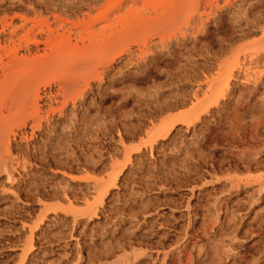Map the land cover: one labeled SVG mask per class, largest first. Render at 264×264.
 I'll use <instances>...</instances> for the list:
<instances>
[{
	"label": "rangeland",
	"instance_id": "rangeland-1",
	"mask_svg": "<svg viewBox=\"0 0 264 264\" xmlns=\"http://www.w3.org/2000/svg\"><path fill=\"white\" fill-rule=\"evenodd\" d=\"M86 1L0 0V264H264V0H94L90 15L121 16V58L78 37L89 14L71 6ZM33 25L90 58L43 73L38 105L22 63L45 54L24 40ZM207 89L220 105L152 141V117ZM130 91L144 103H123Z\"/></svg>",
	"mask_w": 264,
	"mask_h": 264
},
{
	"label": "bare ground",
	"instance_id": "bare-ground-1",
	"mask_svg": "<svg viewBox=\"0 0 264 264\" xmlns=\"http://www.w3.org/2000/svg\"><path fill=\"white\" fill-rule=\"evenodd\" d=\"M137 0H122L123 3L121 5H124V3H136ZM181 0H176L174 2H180ZM94 0H89L84 3H74L72 4L71 8L73 9L72 13L74 14H82V15H87L89 14ZM179 6V5H177ZM121 7V6H120ZM87 10V11H86ZM176 11L175 13H178ZM114 15V17H113ZM121 18L120 15L117 13H109L107 16H103L102 10L98 12L96 15H90L88 16L87 19H83L77 23V33L78 37L85 41V39L88 41V46L91 49L95 48H103L104 46L109 47L111 52L115 51L116 48L120 46H124L123 50L120 51L118 54L117 58H121L124 56L127 51L130 50V44L126 43L127 40L129 39L128 35L123 36L121 40H118L117 42L115 41V38H117L119 35L117 31L115 30V24L119 22V19ZM106 25H105V24ZM98 25H101L98 30H95V27ZM107 26H110L112 28V34L110 37L106 39H101L99 37H102L105 34ZM36 26H31L26 30V34L24 35V40H30L28 43V49L31 48V45L36 46L39 50L41 47L40 44L45 45V54L40 56L39 60H36L34 58L27 59L24 58L25 60L24 63L25 66L23 67L24 69L28 70L30 73V77L28 81L26 82V93H30L31 98L34 99L36 104L38 105V101L41 98L40 91L41 89H36V84L42 79L43 73L48 72L50 68H55V67H65V66H71L73 68H79L82 66L88 65L89 61V54L85 53V55L80 56L77 59H72L71 57L75 56L73 51L70 48H65V43L63 38L55 39L53 38L50 33H48V36H46L43 40H40L37 38V35L35 34L31 38V34L34 33V29ZM26 29L25 24H23V30ZM88 34V35H87ZM18 33L14 32L11 35V39L15 36H17ZM87 35V37H86ZM123 43H126L123 45ZM31 44V45H29ZM50 47L51 50L48 52V48ZM173 55H176V50L172 52ZM21 61V59L14 58L11 63L9 64V69L8 71L5 72V74H9L13 71H16L18 69L17 63ZM113 61H116L115 59ZM232 74V73H231ZM230 74V75H231ZM117 80V79H115ZM78 78L75 77H69L67 80H64L60 82L61 84V92L63 94L69 93V90H72L74 87L78 86ZM114 80L110 81L109 83L114 84ZM214 83L209 84V89L211 90L213 87ZM165 84H156V96L155 100L158 99L159 96H164L165 92L160 91L164 88ZM209 89L204 92L203 97L200 98L197 91H194L193 95L195 98L198 99V104H196L193 108L188 110L185 113H182L178 117L174 118L173 120H168V121H163L161 125H157L153 121V117L151 118V122L153 124V127L149 130L153 133V139L154 143L160 142V140H166L169 138L172 130L176 127L177 124L182 123L186 124L187 127L191 125H195L198 120L201 118V113H208L212 110L214 106H218L221 103L220 96L216 95H210L209 94ZM184 96V95H182ZM175 96L174 98L177 99L178 101L182 98ZM200 98V99H199ZM142 98L139 96V93L130 91L128 95L124 98L123 103L128 104L130 101L134 103V106L137 107L139 103H144ZM154 101V100H153ZM151 101L152 103H149L148 106L149 108L146 109L147 111L149 110L150 113H162L167 111L169 108L172 107L173 103L171 101H164L163 103L156 104L154 105V102ZM134 132L136 130H133ZM141 147L135 148L136 151H141ZM109 192V189H106L102 194L106 195ZM30 249L33 248V244H30ZM27 250V247L25 248L24 251Z\"/></svg>",
	"mask_w": 264,
	"mask_h": 264
}]
</instances>
